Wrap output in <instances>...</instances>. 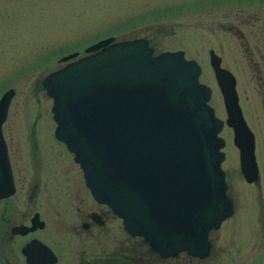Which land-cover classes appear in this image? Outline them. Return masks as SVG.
Masks as SVG:
<instances>
[{"label": "water", "instance_id": "obj_1", "mask_svg": "<svg viewBox=\"0 0 264 264\" xmlns=\"http://www.w3.org/2000/svg\"><path fill=\"white\" fill-rule=\"evenodd\" d=\"M71 52L41 80L52 103L54 136L73 153L85 185L162 257H206L210 230L233 213L226 194L223 123L232 130L239 171L258 182L254 137L238 104L235 80L211 55L226 114L214 115L211 89L183 51L153 54L144 38L108 36ZM14 94L0 95V173L10 178L1 125ZM8 192H0L6 195ZM27 263L29 260L27 259Z\"/></svg>", "mask_w": 264, "mask_h": 264}, {"label": "rangeland", "instance_id": "obj_2", "mask_svg": "<svg viewBox=\"0 0 264 264\" xmlns=\"http://www.w3.org/2000/svg\"><path fill=\"white\" fill-rule=\"evenodd\" d=\"M239 8L252 14L264 10V0H0V95L14 89L2 123L10 150L22 152L21 160L34 150H29L26 136L36 120L34 136L47 140L46 144L37 137L39 150L41 140L52 156L64 151L52 138L51 99L41 88V79L61 65V56L73 51L81 55L85 46L107 36L147 37L157 50L181 49L187 58L194 57L201 66L199 81L211 89L208 103L224 120L206 49H222L230 64L227 48L233 43L225 22ZM247 83L239 79L236 92L242 115L255 134L259 179L256 184L243 180L232 131L224 125L219 132L225 141L221 168L235 209L211 235L209 256L195 264H264V128L260 110H255L258 97Z\"/></svg>", "mask_w": 264, "mask_h": 264}, {"label": "flooded vegetation", "instance_id": "obj_3", "mask_svg": "<svg viewBox=\"0 0 264 264\" xmlns=\"http://www.w3.org/2000/svg\"><path fill=\"white\" fill-rule=\"evenodd\" d=\"M238 10V14L234 12L225 22L233 43L227 48L232 57L231 66L219 47L218 51L212 47L206 49L207 61L209 64L211 55H217L219 65L233 75L235 89L239 79L250 82L246 85L258 97L255 110H260L259 123L264 128V10L252 14L243 8ZM143 38L154 53L165 51L157 50L152 41ZM189 59L197 62L194 57ZM37 125L34 120L31 134L26 136L29 150H34L25 153V160L19 155L22 152L10 150L2 133L10 178L2 170L0 192L8 193L0 195V264H195L207 258L185 252L162 257L140 236L125 232L121 219L110 207L94 199L78 163L65 145L52 135L64 151L57 156L46 152L41 140L46 144L47 140L34 136ZM37 137L45 154L39 150ZM226 192L232 198L228 187ZM214 233L209 231L210 241Z\"/></svg>", "mask_w": 264, "mask_h": 264}]
</instances>
